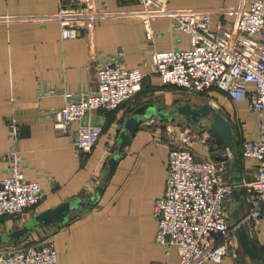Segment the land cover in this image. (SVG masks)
<instances>
[{"label": "crops", "instance_id": "crops-1", "mask_svg": "<svg viewBox=\"0 0 264 264\" xmlns=\"http://www.w3.org/2000/svg\"><path fill=\"white\" fill-rule=\"evenodd\" d=\"M157 1L173 10L223 9L226 12L213 16L216 25L234 19L233 15L223 14L244 0ZM85 5L99 12L93 26L64 40L53 16L59 8L58 0H0V182L8 175L7 153L13 145L8 122L15 120L22 129V170L28 179L41 183L45 192L42 203L23 216L1 218L0 234L22 227L39 213L62 203L77 197L90 198L104 186L102 198L93 208L75 209L66 223L40 227L31 236L43 241L52 239L59 264H175L178 247L157 244L158 221L154 214L155 202L166 190L171 141L180 130H191L202 137L193 145L196 154L211 158L210 148H204L210 136L182 116L174 122L149 119L132 135L109 173V160L120 146L125 119L146 102L162 103L168 109L186 102L213 105L231 122L238 138L240 171L236 173L233 153L226 179L244 185L255 178L258 163L243 158V142L260 132L259 115L247 101L236 102L216 89L208 95L199 94L201 99H192L183 89L162 84L154 73V53L191 47L190 36L176 31L171 19L152 18L154 39L147 41L145 19L135 15L143 9L138 0H86ZM108 11L113 15L109 16ZM119 49L124 50L129 68H139L145 74L139 95L118 110H96L81 122H74L68 131H58L57 113L68 95L96 89L101 57ZM82 122L105 124L98 146L89 152H80L73 144ZM249 197L244 187L242 195L232 194L227 199L233 224L248 212ZM244 225L248 236L264 251V222L257 229L250 223ZM233 239L239 259L228 255L221 264H258L243 249L237 232Z\"/></svg>", "mask_w": 264, "mask_h": 264}, {"label": "built area", "instance_id": "built-area-1", "mask_svg": "<svg viewBox=\"0 0 264 264\" xmlns=\"http://www.w3.org/2000/svg\"><path fill=\"white\" fill-rule=\"evenodd\" d=\"M138 1L143 9L135 15L145 19L147 41L154 39L150 21L155 17L171 19L175 30L187 33L191 39L188 49L154 53V73L163 85L179 87L190 95H208L216 89L236 102L247 101L259 115L260 132L246 138L242 147L243 158L255 160L258 165L253 181L243 185L250 192V206L239 223L230 221L226 208L234 190L226 179L231 151L227 148L225 158L220 160L200 158L193 145L202 137L188 129L174 134L166 190L154 206L158 221L156 242L178 247L175 264H221L228 255L239 259L233 239L237 228L250 223L257 229L264 222V0L242 1L223 14L233 15L234 19L216 25L213 16L226 12L223 9L173 10L157 0ZM85 2L58 0L59 8L53 16L64 40L93 26L99 12ZM107 14L113 15L109 11ZM97 77L96 89L68 95L57 113L58 131H68L74 122H81L96 110L120 109L139 95L145 80L139 68L125 64L123 49L101 57ZM8 126L13 145L7 153L8 175L0 182V219L21 217L45 199L41 183L28 179L22 170L21 126L15 120ZM104 129L103 123L82 122L73 137L74 146L80 152L92 151ZM207 140L205 149L210 148ZM0 264H59V253L52 239L43 241L30 236L19 244L0 247Z\"/></svg>", "mask_w": 264, "mask_h": 264}, {"label": "water", "instance_id": "water-1", "mask_svg": "<svg viewBox=\"0 0 264 264\" xmlns=\"http://www.w3.org/2000/svg\"><path fill=\"white\" fill-rule=\"evenodd\" d=\"M177 116H182L192 121L195 125L201 127L204 132L209 134L210 137L207 143L210 145V150L212 151V157L214 159L220 160L225 158L227 148L232 154L234 153V167L236 173H239L240 157L238 151V138L234 134L231 122L213 105L206 103L197 106L191 102H186L170 109L162 103L146 102L134 109L124 121L119 136L120 146L115 155L109 160V173L119 161L125 147L131 142L132 135L139 130L143 122L152 118L174 122ZM232 185L234 187L233 194L242 195L244 193V187L241 181L235 182ZM104 188V186L99 187L98 192L90 198L77 197L55 208L43 211L26 222L22 227L9 233L0 234V245L9 242L19 243L26 241L32 233L39 230L40 227L66 223L70 220V214L73 210L79 209L83 211L85 206L93 208L97 205L102 198ZM242 218L238 219L234 224L239 223ZM236 232L243 249L249 257L258 264H264V251L257 241L248 236L245 225H240ZM253 236L255 237L254 230Z\"/></svg>", "mask_w": 264, "mask_h": 264}, {"label": "rangeland", "instance_id": "rangeland-1", "mask_svg": "<svg viewBox=\"0 0 264 264\" xmlns=\"http://www.w3.org/2000/svg\"><path fill=\"white\" fill-rule=\"evenodd\" d=\"M185 95H186V94H185ZM203 95H206V94H203ZM187 96H189V95H187ZM190 96H191V95H190ZM185 97H186V96H185ZM191 98H192V99H201L202 96H200L198 93H195V94L192 95ZM203 101H205V99H204ZM174 104L176 105V103H171L170 106H173ZM177 119H181V118H177ZM177 119H176V120H177ZM176 120H175V121H176ZM180 121H181V120H180Z\"/></svg>", "mask_w": 264, "mask_h": 264}]
</instances>
